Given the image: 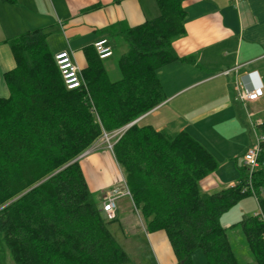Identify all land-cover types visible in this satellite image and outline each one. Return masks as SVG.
I'll return each instance as SVG.
<instances>
[{"label":"trees","instance_id":"trees-1","mask_svg":"<svg viewBox=\"0 0 264 264\" xmlns=\"http://www.w3.org/2000/svg\"><path fill=\"white\" fill-rule=\"evenodd\" d=\"M156 3L157 17L124 29L117 80L92 46L81 70L85 86L68 89L42 28L8 40L15 66L4 75L9 95L0 98V264L4 246L15 264L129 262L80 158L72 160L164 100L156 70L179 59L172 42L184 33L185 11L181 0ZM256 126L263 138L250 184L240 167L233 185L213 192L202 191L199 181L218 161L189 132L139 120L111 138L134 207L147 231L165 232L176 264H194L198 249L207 264H237L220 218L252 194L258 212L235 224L256 264H264V120Z\"/></svg>","mask_w":264,"mask_h":264},{"label":"crops","instance_id":"crops-1","mask_svg":"<svg viewBox=\"0 0 264 264\" xmlns=\"http://www.w3.org/2000/svg\"><path fill=\"white\" fill-rule=\"evenodd\" d=\"M181 5L185 11L184 33L172 42L179 59L156 70L164 100L137 121L149 116L148 124L155 129L185 130L198 139L200 125L207 123L202 111L207 103H213L215 110L211 112L216 116L228 111L235 119L232 105L236 100L241 103L235 96L239 83L250 86L259 81L264 86V0H181ZM158 15L156 0H0V98L9 95L4 75L15 66L10 38L35 28L45 31L47 27H56L54 38H48L46 33L50 51L69 50L82 70L87 65L86 53H91L97 38L106 37L114 51L112 37L124 38L126 27ZM187 58L192 61L184 60ZM263 98L247 103L261 104ZM125 128L113 133L119 134ZM102 140L100 137L88 148L80 164L84 175V157L95 166L104 153L116 164L118 174L103 175L99 188L104 192L106 187L124 181V174L111 149H104ZM97 144L102 146L96 147ZM226 164L233 174H222L220 170ZM241 166L242 157L234 165L218 161L217 168L199 181L200 188L213 192L233 185ZM241 206V213H245L243 203ZM220 222L223 227L229 225L224 214ZM149 238L157 264H176L164 231H149Z\"/></svg>","mask_w":264,"mask_h":264},{"label":"rangeland","instance_id":"rangeland-1","mask_svg":"<svg viewBox=\"0 0 264 264\" xmlns=\"http://www.w3.org/2000/svg\"><path fill=\"white\" fill-rule=\"evenodd\" d=\"M55 30L56 27H47L45 29L48 38L52 39L56 36L54 34ZM111 39L114 42V51L104 62L109 77L112 80H116L120 77L117 59L127 49V42L120 35H118V37H112ZM232 99L234 98L232 97ZM241 103L236 100L232 105L235 119L230 117L231 114L228 111L221 114L223 118L216 116L213 113L214 111L211 112V110H215L213 103H207V107L202 109L203 115H206L207 123L200 125L199 133L196 134V137L207 146L219 162H229L234 165L236 161L240 162L242 157L241 168H244L246 173L247 168L243 163L242 152L245 148L247 149L254 143L256 136L260 134L256 124L259 120H264V98L261 104L247 103L246 101H242ZM150 122L149 116L142 121L143 124H148ZM109 136L110 135H108V137ZM101 139H103L101 144L104 146V149L110 150V148H108V142L110 141L112 143L113 139L109 140V138H106L105 134L102 135ZM101 144L95 146H102ZM87 159L86 157L82 159V163L86 170L85 177L93 198L101 208L104 200L115 189L123 192L125 188H128L125 184V180H122L119 183L106 187L103 192V190L99 188L103 181V175H110L113 174V172L118 174L117 166L115 163L113 165L104 153H101V157L95 166ZM227 165L228 164L223 166L220 171L223 175L233 174L226 169ZM235 176H239L238 171ZM102 194H104L103 197H100ZM129 199H131V196L126 194H122L115 199V208L113 210L114 217L110 219L104 214L105 218L110 220L107 223V228L126 251L129 257V262L126 264H157L152 242L149 238V231H147L145 227L139 210L131 204ZM255 200L256 198L253 194L244 196L225 212L226 214L224 213V217L226 216V220L229 222L227 223L229 224L228 227L224 228L226 229L237 264H256L239 224H235L241 220L243 215H253L258 212L259 207ZM241 203H243L245 213H241ZM3 249V264H15L10 257L8 249L5 246ZM192 260L194 264H207L202 251L199 249L192 253Z\"/></svg>","mask_w":264,"mask_h":264},{"label":"built area","instance_id":"built-area-1","mask_svg":"<svg viewBox=\"0 0 264 264\" xmlns=\"http://www.w3.org/2000/svg\"><path fill=\"white\" fill-rule=\"evenodd\" d=\"M94 50L97 56L101 59L110 57L113 54L112 46L106 37H99L93 42ZM55 64L59 70L64 85L68 89H74L81 86H85V82L82 77L81 69L72 57L69 50H59L53 54ZM236 98L242 101H256L264 97V86L261 82H255L249 85H242L239 83L236 89ZM109 140L117 133H113L108 137V134L104 133ZM262 135L256 136L255 142L252 143L243 154V163L247 168V178L250 184V175L253 170L258 166L257 153L259 149V141L262 139ZM112 143L108 142V148L111 149ZM126 194L130 196V192L125 188V191L115 189L103 202L102 211L107 218H113V210L115 208V199L120 195Z\"/></svg>","mask_w":264,"mask_h":264},{"label":"water","instance_id":"water-1","mask_svg":"<svg viewBox=\"0 0 264 264\" xmlns=\"http://www.w3.org/2000/svg\"><path fill=\"white\" fill-rule=\"evenodd\" d=\"M137 120H138V118H136L135 120H133V121H131L130 123H128L125 127H128V126L132 125V124L135 123ZM87 152H88V149H87L86 151H84L83 153H81L79 156H77V157H76L74 160H72V161H75V160L81 158V157H82L85 153H87Z\"/></svg>","mask_w":264,"mask_h":264}]
</instances>
